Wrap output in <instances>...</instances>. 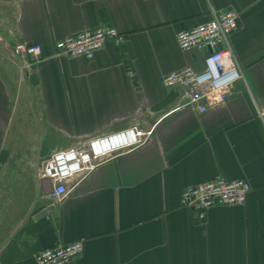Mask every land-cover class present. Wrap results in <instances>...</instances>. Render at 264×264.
Here are the masks:
<instances>
[{
	"label": "crops",
	"instance_id": "crops-1",
	"mask_svg": "<svg viewBox=\"0 0 264 264\" xmlns=\"http://www.w3.org/2000/svg\"><path fill=\"white\" fill-rule=\"evenodd\" d=\"M229 10L243 79L200 112L162 78L204 69L208 52L182 50L177 35ZM102 26L126 41L93 59L57 53L56 41ZM19 43L41 57H18ZM260 110L264 0H0V264H37L41 250L79 239L72 264H264ZM133 127L152 135L71 179L64 199L47 194L52 153ZM218 177L250 182L243 206L181 205L186 187Z\"/></svg>",
	"mask_w": 264,
	"mask_h": 264
},
{
	"label": "built area",
	"instance_id": "built-area-1",
	"mask_svg": "<svg viewBox=\"0 0 264 264\" xmlns=\"http://www.w3.org/2000/svg\"><path fill=\"white\" fill-rule=\"evenodd\" d=\"M238 14L229 10L223 13L212 12V18L177 35L182 50H206L208 52L204 69L196 71L192 67L172 71L163 76L166 88L181 87L188 95L187 105L194 106L200 112L224 103L235 83L243 79L240 65L234 56L230 37L239 30ZM114 41L121 44L126 36L117 29L102 26L95 30H85L76 35L62 38L55 43L58 54L69 57L93 59L104 45ZM14 53L20 58L38 59L42 55L39 44L19 43ZM231 64L227 67L226 63ZM264 121V110L259 111ZM151 131L144 132L137 127L119 131L111 135L98 136L84 142L78 148L59 150L52 153L44 162L40 178L52 182L49 196L60 201L68 191V182L75 177H86L95 171L104 161L111 160L146 143ZM253 190L245 179L227 181L218 177L207 183L186 187L181 194V205L208 210L216 205L243 206L247 195ZM84 240H73L45 248L34 257L37 264H72L84 252Z\"/></svg>",
	"mask_w": 264,
	"mask_h": 264
},
{
	"label": "water",
	"instance_id": "water-1",
	"mask_svg": "<svg viewBox=\"0 0 264 264\" xmlns=\"http://www.w3.org/2000/svg\"><path fill=\"white\" fill-rule=\"evenodd\" d=\"M33 78H36L35 75H32V76H31V80H32ZM48 182H49V179H48V180L46 179V180H43L42 183H43V184H46V183H48ZM51 186H52V185H50V187H51ZM51 191H52V190L50 189V190L48 191L47 194L51 193ZM40 214H41L40 216H43L44 214H47V211H43V212H41Z\"/></svg>",
	"mask_w": 264,
	"mask_h": 264
},
{
	"label": "bare ground",
	"instance_id": "bare-ground-1",
	"mask_svg": "<svg viewBox=\"0 0 264 264\" xmlns=\"http://www.w3.org/2000/svg\"><path fill=\"white\" fill-rule=\"evenodd\" d=\"M226 64H227V65H226L227 67H229V68L231 67L230 62H229V63L227 62Z\"/></svg>",
	"mask_w": 264,
	"mask_h": 264
}]
</instances>
